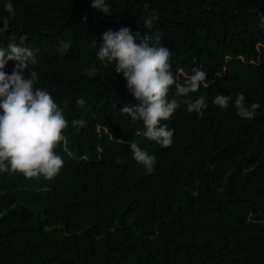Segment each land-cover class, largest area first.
Returning a JSON list of instances; mask_svg holds the SVG:
<instances>
[{"label":"trees","instance_id":"trees-1","mask_svg":"<svg viewBox=\"0 0 264 264\" xmlns=\"http://www.w3.org/2000/svg\"><path fill=\"white\" fill-rule=\"evenodd\" d=\"M7 2L0 46L24 38L36 59L25 73H37L68 126L53 178L0 172V264H264V0H108L110 14L91 0H11L14 15ZM122 27L170 50L177 83L207 73L187 96L170 86L180 107L161 122L175 130L167 148L121 113L139 101L97 58L102 34ZM216 94L231 97L227 108ZM240 94L260 105L252 119L236 113ZM200 97L203 116L187 111ZM131 142L155 155L151 174Z\"/></svg>","mask_w":264,"mask_h":264},{"label":"clouds","instance_id":"clouds-1","mask_svg":"<svg viewBox=\"0 0 264 264\" xmlns=\"http://www.w3.org/2000/svg\"><path fill=\"white\" fill-rule=\"evenodd\" d=\"M91 6L104 14L111 13L108 0H91ZM9 14L14 15L11 0L4 5ZM155 11L144 21L151 27L156 19ZM87 20V17H84ZM7 31V25H0V36ZM102 44L97 50V58L108 66L115 67L117 74H122L128 92L139 103L124 105L120 111L132 121H142L143 135L161 147L173 143L174 129L167 124L172 114L180 107L178 99L168 98L170 86L175 84V96L183 97L199 90L206 81L207 73L199 68L182 83L175 81L171 69L170 50L162 45L150 43L149 37L139 31L133 33L129 27L119 30H107L102 36ZM17 43L15 38L0 46V172L12 171L22 173L27 178L44 176L53 178L61 169L64 161L54 149L64 139L63 130L68 126L63 110L54 97L44 88L36 87L38 75L35 71L27 74L25 70L30 63L35 64V53L24 45V38ZM138 41V42H137ZM70 47L62 42L64 51ZM9 61L15 62L12 72L4 71ZM96 69L87 71L94 76ZM231 97L216 94L213 103L220 108H227ZM77 103L85 104L83 98ZM236 113L242 119H252L258 103L247 105L245 97L240 94L234 101ZM207 104L203 97L187 105L188 112L203 116ZM73 126H82L83 120H73ZM132 158L142 164L151 174L156 164V157L142 149L135 142L130 143ZM119 163V161H117Z\"/></svg>","mask_w":264,"mask_h":264}]
</instances>
